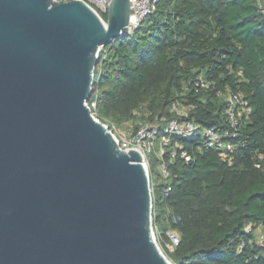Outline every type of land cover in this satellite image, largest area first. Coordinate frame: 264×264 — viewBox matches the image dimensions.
<instances>
[{
	"label": "water",
	"instance_id": "obj_1",
	"mask_svg": "<svg viewBox=\"0 0 264 264\" xmlns=\"http://www.w3.org/2000/svg\"><path fill=\"white\" fill-rule=\"evenodd\" d=\"M82 0H0V264H173L148 170L92 113L99 52L128 34Z\"/></svg>",
	"mask_w": 264,
	"mask_h": 264
},
{
	"label": "trees",
	"instance_id": "obj_2",
	"mask_svg": "<svg viewBox=\"0 0 264 264\" xmlns=\"http://www.w3.org/2000/svg\"><path fill=\"white\" fill-rule=\"evenodd\" d=\"M200 75L214 87L196 91ZM225 89L252 110L230 160L199 135L172 136L156 156L165 183L155 184L150 165L153 227L173 264H264V0H158L133 33L99 52L87 104L109 130L135 132L144 109L154 122L175 102L193 107L187 117L201 129H224L217 90ZM168 232L179 238L173 249Z\"/></svg>",
	"mask_w": 264,
	"mask_h": 264
},
{
	"label": "built area",
	"instance_id": "obj_3",
	"mask_svg": "<svg viewBox=\"0 0 264 264\" xmlns=\"http://www.w3.org/2000/svg\"><path fill=\"white\" fill-rule=\"evenodd\" d=\"M82 1H84L89 6H91L90 4L92 2H96L104 8V12L102 13L106 14L111 2V0ZM129 1L130 19L127 26L128 34L133 33V31L138 28L140 23L155 11L158 3V0ZM212 87H214V84L211 81L205 79L202 75L198 76L193 83V88L196 91L210 89ZM217 97L224 103L223 113L226 118V128L201 129L198 124L192 120H189L187 117L188 112L193 109V107L182 106L175 102L169 107L168 116H155L154 122L149 120V116H151L150 110L144 109V114L147 118L139 124V127L135 132L129 130L128 137L126 139L122 138L119 140L117 137H115L118 147L122 150L132 148L139 151L148 170L149 178L150 162L148 160V155L155 150V142L157 138H159L160 142V149L159 151H156V156L158 157H161L164 154V150L167 146H169L170 138L172 136L185 138L199 135L201 136L204 148L214 149L218 152L219 156L223 160H230V156L235 149V145L232 140L237 138L242 122L249 119L252 110L248 101L240 93L233 92L229 89L217 90ZM93 106L95 105L93 104ZM110 131L112 132V130ZM201 148L202 147H199L200 150ZM171 155L174 156V152L171 153ZM181 157L186 161H190L191 159V157L186 152H182ZM158 170H160L164 176H167V169L163 162L158 165ZM251 229V225L246 226L247 232H249ZM167 236L170 240V244L168 245L169 249H173L174 246L179 244V238L175 232H168ZM260 239L261 241H264L263 235H261Z\"/></svg>",
	"mask_w": 264,
	"mask_h": 264
},
{
	"label": "rangeland",
	"instance_id": "obj_4",
	"mask_svg": "<svg viewBox=\"0 0 264 264\" xmlns=\"http://www.w3.org/2000/svg\"><path fill=\"white\" fill-rule=\"evenodd\" d=\"M90 5L92 8L94 7L93 9H95L97 13L104 12V8L101 5L97 4L96 2L94 3L92 2ZM112 133L119 140H121L122 138L126 139L128 137V131L121 126H117V129H113ZM159 149H160V142H159V138H157L155 142V150L151 154L148 155V160L150 162L151 170H152V176H153V179L156 185L165 183V180L159 177L158 171H157L159 163L156 161V154H157L156 151H159Z\"/></svg>",
	"mask_w": 264,
	"mask_h": 264
}]
</instances>
